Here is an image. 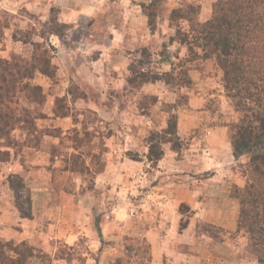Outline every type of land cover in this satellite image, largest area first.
Listing matches in <instances>:
<instances>
[{
    "label": "crops",
    "instance_id": "obj_1",
    "mask_svg": "<svg viewBox=\"0 0 264 264\" xmlns=\"http://www.w3.org/2000/svg\"><path fill=\"white\" fill-rule=\"evenodd\" d=\"M144 1L73 0L65 5L70 13L65 22H71L73 29L79 26L83 30L82 36L62 41L59 36L52 35L50 41L56 48V53L51 58L55 65V78L50 79L40 73L45 80L44 84L40 83L45 95L42 112L44 117L54 122L49 127L57 129L59 134L43 135L40 145L25 151L21 160L11 159L3 163L0 170L1 240L26 241L33 247L47 249L56 247L60 242L72 247L80 238H84L88 239L89 247H98L102 257L98 263L102 264L109 258L124 255L123 241L126 237L137 238V221L144 216L145 220L155 221L146 225L141 235L148 245V258L145 260L147 264H232L230 261L233 251L231 247H224L225 240L212 247L198 246L194 227L198 216H201L200 219L204 216L199 211H195L186 227L180 230L181 215L178 205L182 200H189L182 198L183 185L179 184L185 167L173 152L165 150L156 163L155 173L150 175L146 171L142 176L136 173L139 168H143L141 159L135 160L130 156L123 160L115 159V155L118 156L121 151V142L117 141L119 136L115 132L101 136L103 140H107L103 145L109 146L106 152L103 150V155L106 154L108 158L102 159L101 167L93 171L90 157L99 154V150H93L86 156L85 166L94 173L91 188H87L84 174L72 168L70 159L72 153H79V149L72 144H61L60 140L77 125L72 117L73 106L80 110H92L100 122L106 121L110 127L115 128L120 117V107L113 96L110 99V93H120L128 85L132 60L130 55L133 50L148 48L152 55L157 56L158 69H162V72L171 70L172 61L177 57L162 59L154 52L174 36L170 15L160 17L155 29H150L149 19L142 9ZM116 5L120 7L117 22L106 21L102 25L106 13ZM77 16L87 19L85 25H74ZM171 46L173 45L169 44V48ZM181 54L183 53L180 52ZM189 74L193 84L199 85L196 70L191 69ZM162 83L163 81L156 80L158 86ZM68 84L82 92V95L72 97ZM147 85L153 84L147 81L140 88L144 89ZM62 97L69 100L71 112L57 114L56 101ZM193 98L195 99L190 97L189 104L193 102ZM135 118H138L135 120L137 126L145 119L140 115H135ZM38 119L40 118L36 119V124L42 128ZM189 124L187 132L195 126V122ZM181 132L178 119L177 133ZM135 136L136 139L139 137ZM145 148L147 149L146 146ZM227 148L232 157L231 146L228 145ZM134 149L139 150L137 147ZM205 151L207 150L203 153ZM203 153H193L190 159L197 156L200 159ZM82 156L85 157V154L82 153ZM132 166L135 168L134 180ZM210 166L207 161H201L188 165L187 168L190 172L212 170V175L206 182L208 185H215L220 169H210ZM4 174L21 177L30 195V217L21 216L14 192ZM139 186H144V195L139 196V200L134 203L124 192H139ZM164 189L173 192L167 196ZM137 206H142L144 211H139ZM190 206L192 209L196 208L191 204ZM212 223L220 222L214 220Z\"/></svg>",
    "mask_w": 264,
    "mask_h": 264
},
{
    "label": "rangeland",
    "instance_id": "obj_2",
    "mask_svg": "<svg viewBox=\"0 0 264 264\" xmlns=\"http://www.w3.org/2000/svg\"><path fill=\"white\" fill-rule=\"evenodd\" d=\"M71 1L73 0H0V19L8 23L0 42V57L6 59L22 57L32 62L34 52H37L34 46L35 43H42L49 50V53L54 56L56 48L50 41L52 35H56L55 33L61 35L59 37L62 41L70 37L82 36L83 30L79 26L73 29L71 22H65L68 14H70L65 5H68ZM185 1L200 4L201 9L198 19L204 21L205 18L211 16L213 3L216 0H145L142 3V9L145 14L149 13L153 21L152 26L149 25V28L154 30L160 17L170 15L171 8L177 7ZM119 11V5L112 6L105 15V21L102 20L101 24L103 25L106 21L117 22ZM86 21L85 17L77 16L76 22L78 23L74 21V25H85ZM180 24L184 28L187 27L186 22H180ZM173 29L176 37L175 24H173ZM169 44L173 46L169 48ZM194 51H198V54H190L185 45L180 44L177 39L172 41L170 37L168 41L162 44V47H158L154 52L159 54L162 59L169 56L177 57L172 61V65L176 66V70L171 83L166 84L163 82L158 86L156 80H149L148 83L153 85H147L144 89L138 86L132 88V85L128 84L120 93H110V99L113 96L120 107V117L115 128L110 127L106 121L100 122L98 116L92 110L87 108L80 110L73 106L72 117L77 125L69 130L70 133L60 141L62 145L69 146L72 144L78 146L79 151L85 154V157H81L84 160L93 150H99V154H93L90 157L93 171H96L101 167L102 159L105 158L106 160L108 158L106 154L103 155V150L106 152V148H109V146L103 145L107 143V140H103L101 136H107L115 132L119 136L117 141L121 142V151L118 156L115 155V159L123 160L124 157L137 153L138 160L143 161V168H139L136 173L143 176L146 171L150 175L151 173L154 174L157 163L149 161L146 157L148 151L146 139L151 132H160V139L164 141L162 143L163 150L173 152L185 167V172L180 177L179 184L183 185L182 198L188 199L189 202L182 200L178 205L181 219H189L195 211H199L200 215H204L203 219L198 216L199 219H196V226L194 227L198 246L212 247L217 242L225 240L224 247H231L233 251L232 256L230 255L232 264H258L252 253L247 234L242 230H237L238 193L247 181L245 173L247 156L241 155L235 158L232 154L231 157L227 148L228 145L231 146L232 125L234 122L239 121L241 113L236 110L232 100L226 95L222 84V70L216 64L214 58L203 57L199 49H194ZM180 52L183 54L180 55ZM131 53L132 60L129 68H132V65L136 68L141 66L148 71L149 75L151 72L161 73L163 71L157 68L159 67L157 56L152 55V51L148 48L135 49ZM187 59L190 60L185 61ZM179 64H182L183 68H180ZM183 69L187 70L189 77H191L190 70L195 69L200 80L199 85H194L192 78H190L191 84L187 87L182 86L180 78ZM33 81L39 85L45 83L38 72L34 73ZM68 85L72 97L82 95V92L76 90L73 85ZM62 86L64 87V84ZM92 95L93 97L96 96L94 92H92ZM152 96H156V103H152ZM190 97H195L191 102L192 105L189 104ZM43 102L41 104L29 103V107L41 119H38L41 127L50 128L49 126H52L54 122L50 121L48 117H44L42 112ZM70 107L72 106L69 105V100L65 97L58 98L56 101L57 114L71 112ZM174 113L177 116V124L179 119L182 131L181 134L177 133V137L163 133L167 127L168 118ZM135 115L145 118L139 122L138 126L135 123V120L138 119L135 118ZM189 122H195V126L187 132ZM162 124L163 127H161ZM132 135L134 136L132 137ZM135 135H139L138 138L140 139H136ZM41 140L37 142L33 134H27L25 129H14L10 135L3 137V143L10 151V157L7 161L11 159L21 160L22 156L25 155V151L29 148L38 147ZM133 147H137L139 150L137 151ZM207 147L209 148L207 149ZM205 149L207 151L203 153ZM193 153H203L204 158L199 159L197 156V158H194L195 160H192L190 157ZM75 161V166L81 168L82 160L75 158ZM201 161H207L212 167L210 169H220L216 180V184H220V186L216 184L208 185L209 183L206 182L212 175V170L201 172H190L188 170V165L201 163ZM3 163H0V170ZM134 169L132 166V180H134ZM83 174L86 187L91 188L94 173L88 170L83 171ZM4 175L5 179L9 180L11 175L14 174ZM139 187L141 192H124L129 195V198H132L134 203L139 200V196L143 197L144 195V186ZM26 190H22L20 193V200L23 202V208L28 210L30 206L26 200L30 195L27 188ZM133 190L134 186H132ZM164 190L167 196L172 191ZM138 202L140 204V201ZM189 203L196 208L192 209ZM137 209L144 211L142 206H137ZM214 220L220 223H212ZM153 222L155 221L145 220L142 216V219L137 221L139 231L137 238L123 241L124 255L120 258H109L107 262L102 264H134L135 262L147 264L145 260L148 258V245L141 235L145 226ZM224 224L233 228H226ZM87 241L88 239L80 238L72 247H68L62 242L58 243L56 247H47V249L34 247L37 256L32 259V263L67 264V261L70 260L72 264H100L98 262L102 257L98 247H89Z\"/></svg>",
    "mask_w": 264,
    "mask_h": 264
},
{
    "label": "trees",
    "instance_id": "obj_3",
    "mask_svg": "<svg viewBox=\"0 0 264 264\" xmlns=\"http://www.w3.org/2000/svg\"><path fill=\"white\" fill-rule=\"evenodd\" d=\"M200 4L181 2L170 12V23L176 25V40L185 45L188 52L203 57H213L222 70V84L226 95L241 113L239 121L234 122L231 132V148L235 158L247 156L245 164L246 184L239 189V211L237 230L247 234L256 263L264 264V0H216L211 16L198 19ZM149 25L152 19L149 13ZM180 22H186L187 27ZM8 23L0 19V42ZM60 36L59 34L55 33ZM32 62L22 57L6 59L0 57V163L10 157V151L3 143V137L14 129H25L40 142L43 135H57L53 128H38L36 116L29 103L41 104L44 101L42 87L33 81L34 73H41L50 79L55 78V66L51 62L52 54L42 43H35ZM51 49V48H50ZM168 57H164L166 59ZM187 59L185 61H189ZM180 68L182 64L178 65ZM138 68V67H137ZM132 65L127 78L132 88L140 87L149 80H161L169 84L173 80L176 66L161 73H150L141 66ZM182 86H189L191 79L186 69L181 71ZM152 96V103H156ZM40 117V116H39ZM49 129V130H48ZM165 135L177 137V116L171 114L167 121ZM156 137V139H155ZM160 132H151L146 139L148 151L146 157L157 162L164 154ZM76 141V139H75ZM78 149V146L73 145ZM55 150V149H54ZM130 155V154H129ZM82 152L72 153V168L83 173L85 166ZM138 160L137 153L130 155ZM75 158L81 161V168L75 166ZM87 169V170H86ZM9 186L14 192L15 203L22 217H30L31 210H25L20 193L26 190L18 175H11ZM30 206V197L26 200ZM188 219L180 220V230L185 228ZM130 238L126 237V240ZM36 249L26 241L15 243L0 239V264H33L37 256ZM67 264H72L70 260Z\"/></svg>",
    "mask_w": 264,
    "mask_h": 264
}]
</instances>
